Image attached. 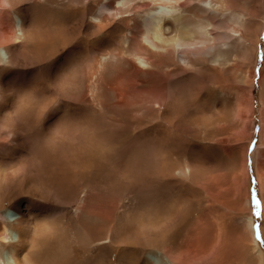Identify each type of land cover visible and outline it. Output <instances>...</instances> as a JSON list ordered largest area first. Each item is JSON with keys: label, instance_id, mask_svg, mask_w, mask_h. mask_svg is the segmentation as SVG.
<instances>
[{"label": "rangeland", "instance_id": "rangeland-1", "mask_svg": "<svg viewBox=\"0 0 264 264\" xmlns=\"http://www.w3.org/2000/svg\"><path fill=\"white\" fill-rule=\"evenodd\" d=\"M35 1L0 0V32L21 36L22 18L25 27L21 45L4 44L0 36L1 50L22 46L24 65L19 82L15 67L0 61V107L8 95L21 99L19 122L6 109L11 100L0 113V168L8 174L0 185V211L21 201L31 221L22 256L36 264H126L118 244L133 240L140 231L133 217L142 214L168 225L160 249L139 248L155 264H264V0L261 12L260 0H234L232 7L209 0L221 16L211 19L213 40L206 46L223 50L222 64L240 41L239 32H229L237 30L233 22L220 24L231 12L242 16L240 24L251 19L250 39L263 26L256 64L240 68L234 60L228 71L185 67L181 59L196 57L202 43L176 47L189 49L181 54L143 41L139 28L147 7L138 2L87 0L85 8V0ZM186 6H178L181 13ZM137 81L152 89L136 92ZM199 89L207 98L194 99ZM67 112L63 124L51 125ZM18 134L33 156L27 157ZM33 162L41 165L36 184L53 198L26 194L24 169ZM59 208L63 213L52 219L42 216ZM91 223L102 239L113 229V244L92 247L89 233L97 228ZM1 240L0 255L6 248Z\"/></svg>", "mask_w": 264, "mask_h": 264}, {"label": "bare ground", "instance_id": "bare-ground-1", "mask_svg": "<svg viewBox=\"0 0 264 264\" xmlns=\"http://www.w3.org/2000/svg\"><path fill=\"white\" fill-rule=\"evenodd\" d=\"M32 1H34V0H32ZM41 1H43V0H40V2ZM122 1L123 0H120L118 2V4H120ZM132 1L138 2L142 5H146V7H147L144 10V17H143L144 20H143V24L139 28V32L141 35V39L143 41L145 40L150 46L156 48L157 50L162 49V51H164L165 49H168V47H170L174 53L181 52V54H182V52H183L184 54H187L186 51H188L189 49H187V48L176 49V47L181 46V45L191 46L193 44H198V43H202L204 45V46L200 47V49H203V50L197 51L198 54L196 57H193V56L191 57V56H189L190 55L189 54L188 56H185L186 58L181 59L183 61V64L185 65V67L190 68V69H192V68L197 69L196 65H202V66L205 65L206 68L200 67L197 70L210 71V70H216V67L219 66L217 68H220V70L225 69L228 71L233 67L231 65H228L229 62H232L234 60L235 61L238 60L236 67L238 66V64H239V67L244 66V64H247L248 62H250V63L253 62L254 65L256 64L257 47L259 46V44L261 42L260 36H261V28H263L262 24L258 25L256 28L254 27L255 28V32H254L255 37H254V39H250V38H248V34H250L252 32L251 29H253L252 28L253 25L251 24V19L247 18V20H245L244 22L242 21V23L240 24V22H238V21L240 20L241 15L237 12H235V13L231 12L229 15V20L226 22H221L220 24L222 25L225 23L228 24V22H233V26L236 27L237 30L232 28V29H229V32L230 31L231 32L233 31V33L239 32L240 41H236V43L233 47L232 54H231L232 60L231 61L227 60L226 63L222 64L221 63V58H222L221 52L223 50L217 48L216 46L213 47L212 45H211L212 46L211 48H207V46H206L207 44L211 43L210 42L211 40H213L212 38L211 39L209 38V31L212 30V29H210V27L213 26L212 21L217 19L218 16H221V14L217 15L216 13L213 12V10H212L213 7L209 6V0H132ZM220 1H222V2H220ZM35 2H37V0ZM85 2H86L85 3V8H86L88 6L87 0H85ZM217 2H220L221 4H223L225 6L227 4H229L231 7L234 4V0H217ZM246 2H248V1H246ZM181 4L187 5L186 11H182V13L180 12V9L178 8V6H180ZM110 7H111L110 4H107V5H103L102 8L100 9V22H99V24H97V27L100 30L103 29V22L107 19V15H108L107 12L109 10H111ZM121 7L122 6H120V8ZM257 8H258V11H260V12L262 11L263 0H260ZM254 17H257V16H254ZM24 19L26 20V18H24ZM211 19H212V21H211ZM221 25L215 26L216 29L217 30L224 29ZM19 28L21 31V36H13L10 31L8 32L7 30L2 29L4 31H2V33L0 32L1 33L0 36L2 39L1 41H3V43L6 44V43H12L11 41L13 40V41H15L12 43L14 45H19L20 43L22 44V42L18 43V41L24 40L25 27H24L23 18L21 19V21L19 23ZM228 28H231V27H228ZM251 34L253 35V33H251ZM227 37L229 39L230 35L229 36L227 35ZM218 39H219V37H218ZM197 41H200V42H197ZM9 46L10 47L6 46L2 50L0 49L1 50L0 61L2 62L1 66L8 68V69H11L10 67H15L16 71H15V73H13L12 77L16 76L17 79H19V82L24 81V78L22 79V76L20 75V73H21L20 69H22L24 66L22 64L23 62L21 61V53H22L21 47L22 46H19V50L17 49L15 52L11 50L12 45H9ZM137 46L140 49H145V51L150 50L148 48L149 46L147 44L145 45L143 43H138ZM145 54H147V53H145ZM177 55L179 56V54H177ZM172 60H174V59H172ZM181 60H180V63H181ZM175 61H176V59H175ZM139 63L141 64V66L142 65L149 66L148 60L139 59ZM134 72H135V74H138L141 71L137 67H135ZM198 72L200 73V71H198ZM198 72L196 71L197 74H199ZM150 74H152V73L150 72ZM178 76H179V74H178ZM182 76L183 75L180 74L179 78L181 77V79H182ZM207 77H209V76H207L206 74H203V77L200 75V78L203 80L204 79L207 80ZM196 78H198V77H196ZM248 78H249V76H248ZM241 83H242V81H241ZM133 84H134V88H135L136 92L139 91L141 93L142 91H145L144 89H146V88L152 89V83H150V82L138 83V81H137V82H134ZM136 84H138V85H136ZM193 97L195 100H199V101L204 97L207 98V96L203 93V90H201V89H199L196 93H194ZM13 99L17 100V102L14 105H13ZM9 100H11L12 102L10 105H8L6 107V103ZM20 100H19V97L17 94L8 95L7 97H5V100H4L5 103L3 102L2 107H0V113H2L4 111V108L6 107L7 111L11 112L13 119L16 122H19L21 120V117H20V105H21ZM52 116H54V115H52ZM67 117H68V112L64 113L61 117H58L53 124H51V123L50 124L53 126L58 124V127H59L61 124H63V122H65V119ZM186 124H188V123H186ZM170 125H171V123H170ZM178 126H179V129H183V127H185L181 122L178 123ZM55 127H57V126H55ZM185 131L188 132L187 130H185ZM17 136H19L17 138L23 142L22 147L26 151L27 157L33 156V152H32L33 148L30 147V142L28 140L25 141L23 139V136H20V134H18ZM5 165L7 166V164H5ZM40 168H41V165H39V163L33 162L28 167H26L24 169L26 171V173L24 171L25 174H23V175H25L24 176L25 180L23 182H25L24 183L25 186L23 188L25 189L26 194H29L32 197H39L41 199H46V197L53 198V194L50 191H45L41 187V185L36 184V182L38 180ZM9 175H11V174H9ZM7 176H8V174L5 172V169L3 167L0 168V185H2V186L5 185V180H6ZM11 176H13V174ZM11 178H13V177H11ZM20 202L14 203V205L11 207V209H3L0 211V221L3 225L1 228V231H0V233H1L0 238L2 239L1 243H3L6 246V248L4 250H2V254L0 255V264H36V263H32L27 258L22 256L24 253V249L30 244L29 241L32 238L31 235H33L32 234L33 229H31V225H32L31 221H29L24 216V214L22 213V211L20 209ZM41 213L45 219H52L55 217L56 214L63 213V210L61 208H59L57 210H54V209L49 210L48 209L45 211H41ZM133 219H134L133 222H135L139 226L140 231L135 235L133 240L119 243L118 244L119 245V249H118L119 251L118 252L119 253L122 252L124 255H126V257L128 258V263L126 262V264H155L148 257L150 254H148L147 259L142 258L143 251H140L139 248H141L143 246H145V247L149 246V247L157 248V250L160 249V245L163 246V243L165 241V232L168 229V225H164V226L163 225H154L149 218L145 217L142 214H139V215L133 217ZM251 220L252 219L249 218L248 223H249L250 228H252L251 227L252 226ZM97 221H99V220H97ZM89 225L94 226V225H92V223ZM95 225H97V223ZM97 226L99 228V225H97ZM94 227H96V226H94ZM94 227H91V228H94ZM98 228L96 230H94L93 233L92 232L89 233V237H90L89 242L96 240V242H94L95 243L94 246H92V247L97 248L98 246L105 245L106 243L113 244V241H114L112 238V236H114L113 235V229L107 228V231L105 230L107 236H106V238L102 239L101 235L99 236V234H100L99 230L100 229L98 230ZM106 246L108 247L107 244H106ZM255 248H256L255 250L260 252L259 246L256 242H255ZM99 249H102V248L100 247ZM158 252L160 254L162 253L160 251H158ZM259 260L261 261V259H259ZM175 264H179V263H175Z\"/></svg>", "mask_w": 264, "mask_h": 264}]
</instances>
